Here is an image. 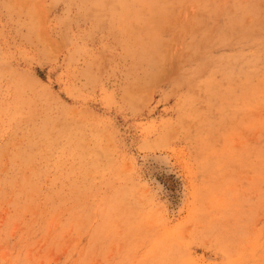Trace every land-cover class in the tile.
<instances>
[{
  "label": "rangeland",
  "instance_id": "obj_1",
  "mask_svg": "<svg viewBox=\"0 0 264 264\" xmlns=\"http://www.w3.org/2000/svg\"><path fill=\"white\" fill-rule=\"evenodd\" d=\"M0 264H264V0H0Z\"/></svg>",
  "mask_w": 264,
  "mask_h": 264
}]
</instances>
